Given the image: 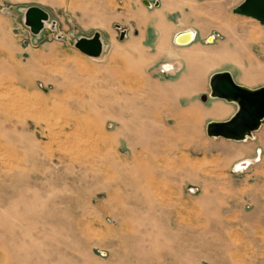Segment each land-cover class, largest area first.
Instances as JSON below:
<instances>
[{
    "label": "rangeland",
    "instance_id": "obj_1",
    "mask_svg": "<svg viewBox=\"0 0 264 264\" xmlns=\"http://www.w3.org/2000/svg\"><path fill=\"white\" fill-rule=\"evenodd\" d=\"M141 1L0 0V264H264V122L210 138L236 107L199 99L215 72L264 85V26L243 0ZM29 6L49 14L38 36ZM158 13L160 41L142 28ZM94 31L99 58L73 45Z\"/></svg>",
    "mask_w": 264,
    "mask_h": 264
},
{
    "label": "water",
    "instance_id": "obj_2",
    "mask_svg": "<svg viewBox=\"0 0 264 264\" xmlns=\"http://www.w3.org/2000/svg\"><path fill=\"white\" fill-rule=\"evenodd\" d=\"M148 8L158 7L155 1L151 4L142 0ZM232 13L256 20L264 26V0H243L232 9ZM49 14L38 6H29L24 10L23 23L30 34L38 36L46 27ZM119 31L118 39L127 37L128 30L121 29L118 24L113 25ZM54 28V22H52ZM195 32L185 30L174 34L172 42L176 46H187L194 41ZM74 47L83 55L90 58H99L104 51L101 34L94 31L90 37H78L74 40ZM208 96L201 95L200 101L205 103L208 98L218 99L235 105V112L224 121H209L205 126V133L210 138H222L228 141L242 142L251 137L264 122V85L258 88H248L237 84L231 73L220 71L212 73L208 79ZM103 255V253H101Z\"/></svg>",
    "mask_w": 264,
    "mask_h": 264
},
{
    "label": "crops",
    "instance_id": "obj_3",
    "mask_svg": "<svg viewBox=\"0 0 264 264\" xmlns=\"http://www.w3.org/2000/svg\"><path fill=\"white\" fill-rule=\"evenodd\" d=\"M163 1H165L164 2V6L166 7V10H168V8H171V10H168V11H173V10H177V9H179V8H177V6L178 5H176L174 2H173V0H163ZM155 2V1H154ZM158 3H159V5H160V2L159 1H157ZM158 5V6H159ZM169 5H170V7H169ZM176 5V7H174ZM157 8V7H156ZM179 10H183V9H179ZM157 15H160L161 16V14L160 13H158V14H154L152 17H150V18H146V19H144V21H143V24H144V26H142V28L143 29H145V31H144V36H148V30H151V32H153V33H155V34H157V36H158V41H160L161 40V34L159 33V31L155 28V27H158V28H160L161 30H163L164 29V27H165V25H166V27H167V31H166V33H165V37L164 38H166L167 37V34H168V32H169V29L170 28H168L170 25L169 24H167V23H165L164 22V18H158V17H156V23H159V25H154V27L151 25V20L155 17V16H157ZM162 17V16H161ZM163 20V21H162ZM164 22V23H163ZM165 24V25H164ZM184 31V30H183ZM162 32V31H161ZM179 32H182V31H177L176 33H179ZM175 33V34H176ZM138 34V31H135V35H137ZM174 36V35H173ZM195 36H196V33H195ZM83 37H90V36H83ZM101 38H102V42H103V45H104V47H105V41H104V39H103V37L101 36ZM147 39V38H146ZM194 40H195V37H194ZM194 42V41H193ZM190 44H192V43H190ZM189 44V45H190ZM153 49H155V47H153ZM163 50H164V47L161 49V50H158L157 49V44H156V51H157V53H158V51L159 52H163ZM155 51V52H156ZM104 52V51H103ZM195 59V61H198L199 59H197V57L196 56H194L193 57V60ZM184 62H182L181 60H179V61H176V62H174V63H172L171 65H167L166 66V68H168V70H169V72H176L179 68H180V66L183 64ZM163 65V64H162ZM161 65V67H163ZM229 72V71H228ZM231 73V72H230ZM232 75V74H231ZM189 85V89L187 88V90H192L193 92H195L198 88H199V86L196 84V81H194V79H193V81H191V83L190 84H188ZM179 87V86H178Z\"/></svg>",
    "mask_w": 264,
    "mask_h": 264
},
{
    "label": "bare ground",
    "instance_id": "obj_4",
    "mask_svg": "<svg viewBox=\"0 0 264 264\" xmlns=\"http://www.w3.org/2000/svg\"><path fill=\"white\" fill-rule=\"evenodd\" d=\"M36 39V38H35ZM105 49H107L108 48V45H107V43L105 42ZM103 56V55H102ZM64 137V136H63ZM240 164H238V165H236L237 167H236V169H238V168H243L244 166H246L247 165V162H245V164L243 163L242 165H240Z\"/></svg>",
    "mask_w": 264,
    "mask_h": 264
}]
</instances>
